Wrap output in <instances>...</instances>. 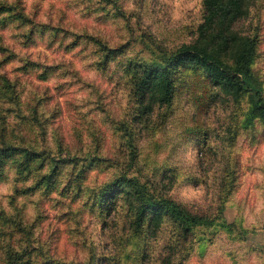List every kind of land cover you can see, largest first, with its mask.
I'll return each instance as SVG.
<instances>
[{
	"label": "rangeland",
	"instance_id": "374dc122",
	"mask_svg": "<svg viewBox=\"0 0 264 264\" xmlns=\"http://www.w3.org/2000/svg\"><path fill=\"white\" fill-rule=\"evenodd\" d=\"M203 2L0 0V148L39 155L32 167L24 155L12 156L0 171V264H119L107 254L112 242L102 238L117 226L129 230L121 218L113 219L127 202L120 191L111 206L104 194L119 178H132L112 171L125 139L135 160L137 128L142 139L154 134L151 115L140 111L132 63L150 64L193 40ZM251 3L249 17L236 29L257 41L253 74L264 90V27L252 19L259 0ZM193 93L203 115L213 108L227 114L223 154L212 153L220 168L207 169L211 186L192 175L187 187L166 198L199 215L213 214L193 211L196 205L217 209L222 199L229 224L241 220L257 230L264 226V120L245 126L248 97L233 102L196 68L176 74L169 111L183 110ZM194 139L199 155L211 137L203 131ZM173 152L182 156L176 146ZM130 213L127 205L123 217ZM132 219L131 234L138 239L125 256L131 264H264V254L250 248L257 247L214 230L208 233L212 243L198 231L175 257L171 225L156 243H145Z\"/></svg>",
	"mask_w": 264,
	"mask_h": 264
},
{
	"label": "trees",
	"instance_id": "16d2710c",
	"mask_svg": "<svg viewBox=\"0 0 264 264\" xmlns=\"http://www.w3.org/2000/svg\"><path fill=\"white\" fill-rule=\"evenodd\" d=\"M204 17L196 30L195 37L180 46L173 54L165 55L152 63H132L131 71L136 74L132 81L139 99L141 113L151 115L156 105H170L175 93V76L181 70L196 68L201 70L206 79L223 95L240 104L245 97L249 99V110L246 114L245 126H252L256 120H264V90L256 81L253 66L257 54V41L236 29V24L249 17L251 0H204ZM0 148V171L12 156L24 155L27 163L39 158V155L18 147ZM32 167V163H31ZM3 171V170H2ZM52 171H56L54 168ZM3 172H1V175ZM135 178L122 177L112 184L104 200L113 206L121 191L129 207L134 212L133 226L137 233L147 226L149 236L158 238L165 227L171 225L175 232V242L169 245L178 257L179 248L185 247L188 239L202 232V240L213 242L208 233L214 230L235 235L237 241L245 244L250 234L261 228L250 230L239 223L229 224L224 218V200L213 215L192 213L173 200L164 198L145 199L141 190L136 187ZM128 188V190H127ZM136 196V203L132 200ZM224 201V202H223ZM183 239V240H182ZM173 247V248H172ZM264 254V248H252ZM180 252V253H179ZM260 253V254H261ZM150 254H145V259ZM172 263L171 259L169 261Z\"/></svg>",
	"mask_w": 264,
	"mask_h": 264
},
{
	"label": "clouds",
	"instance_id": "9594fccd",
	"mask_svg": "<svg viewBox=\"0 0 264 264\" xmlns=\"http://www.w3.org/2000/svg\"><path fill=\"white\" fill-rule=\"evenodd\" d=\"M166 7V5H164ZM259 15L253 14V21L258 19L262 27H264V0H259L257 9ZM156 17H153L155 19ZM147 21L144 30L148 31ZM133 28H136L135 21L132 22ZM186 97L190 99V103L181 111H177L174 115L169 111L167 105H156V110L151 114L150 129L154 133L147 139H142L139 134V127L133 136L132 145L136 149V159L131 160L129 157L132 149L129 147L127 139L124 141L122 154L117 157L119 164L112 171L116 175H127L138 181L137 188L141 190L140 194L145 198H154L163 200L166 197L173 196V193H179L183 188L187 187L185 181L192 175L203 177L212 184L210 173L207 169L217 172L220 164L212 153L220 151L223 154L224 139L227 135L224 128L227 127V114L222 109L213 108V114L203 115L195 102V96ZM130 108H134L130 104ZM167 113V116H165ZM166 125V126H165ZM142 127V125L140 126ZM208 131L211 137L209 144L204 148L203 152L198 155V148L194 137L197 133ZM148 145H151L150 147ZM173 146H176L182 156L177 157L173 152ZM171 189V191H169ZM175 199H182L175 196ZM132 200L136 203V196L133 195ZM190 209L193 205L189 201H184ZM213 204L212 201L208 202ZM127 211V205L121 203V212L113 219L121 218L123 223L129 224L128 231H121L117 226L111 229L108 236L102 239L111 241V247L107 250V254L116 258L119 264H131L125 260V256L129 252L134 251V244L138 237L131 234L130 221L135 213H130L127 218L123 217V212ZM193 211L201 213L214 214L215 205L211 208L207 206L196 205ZM139 239L145 243H156L155 237L149 236V230L145 226ZM132 241L131 243L129 241ZM99 243V241H97ZM115 264V262H114Z\"/></svg>",
	"mask_w": 264,
	"mask_h": 264
},
{
	"label": "crops",
	"instance_id": "0c3cea01",
	"mask_svg": "<svg viewBox=\"0 0 264 264\" xmlns=\"http://www.w3.org/2000/svg\"><path fill=\"white\" fill-rule=\"evenodd\" d=\"M261 221L264 222V211L259 215ZM247 242L258 248H264V229L258 230L248 236Z\"/></svg>",
	"mask_w": 264,
	"mask_h": 264
}]
</instances>
